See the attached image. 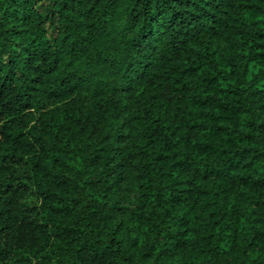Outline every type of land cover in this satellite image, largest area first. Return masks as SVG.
<instances>
[{
	"label": "trees",
	"instance_id": "1",
	"mask_svg": "<svg viewBox=\"0 0 264 264\" xmlns=\"http://www.w3.org/2000/svg\"><path fill=\"white\" fill-rule=\"evenodd\" d=\"M0 264H264V0H0Z\"/></svg>",
	"mask_w": 264,
	"mask_h": 264
}]
</instances>
